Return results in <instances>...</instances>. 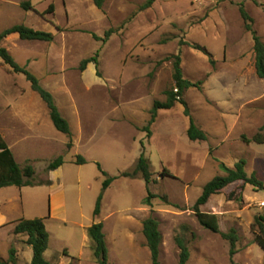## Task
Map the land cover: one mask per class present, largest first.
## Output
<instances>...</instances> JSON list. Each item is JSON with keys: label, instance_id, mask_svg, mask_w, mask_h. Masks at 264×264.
Here are the masks:
<instances>
[{"label": "rangeland", "instance_id": "rangeland-1", "mask_svg": "<svg viewBox=\"0 0 264 264\" xmlns=\"http://www.w3.org/2000/svg\"><path fill=\"white\" fill-rule=\"evenodd\" d=\"M23 1L26 0H0V33L16 24H25L52 33L54 41L5 39L0 46L21 65L25 58L30 59L27 68L43 86L47 84L49 69L65 68L66 75L73 76L75 69L81 72L83 59L99 52L98 70L91 63L84 74V82L92 89L75 92L82 113L89 109L90 115L95 116V129L90 137L84 141L76 136L72 150H67L58 139L54 140L52 149H39L40 158L31 163L36 185L21 192L13 187L3 193L11 199L22 196L26 219L43 218L47 214L49 193L63 194L65 206L46 225L49 242L54 250L59 245H67L73 252L82 250V256L67 257L64 250L47 258L56 264H97L90 247L82 246L86 245L84 227L103 222L108 264H152L143 221L153 217L159 221L162 235L161 264H179L177 237L189 247L188 264H231L229 242L220 233L203 228L193 207L205 184L216 175L225 174L221 164L232 168L237 161L245 159L248 175L255 172L264 182V145L247 144L239 137V131L252 137L264 126V79L256 73L254 41L244 27L239 4H244L254 20V29L264 41V0H257L260 5L253 0H157L144 11L140 7L147 0H105L103 9L96 7L94 0H30L34 9L29 11L20 6ZM50 5L54 9L52 13L48 12ZM110 28L115 33L107 43L93 38V34L104 37ZM193 44L211 53L215 64L203 51L194 49ZM177 55L181 56L186 79L204 82L212 74L219 75L223 84L230 83L236 101L248 102L243 114L251 119L224 144L218 145L214 139L193 142L186 132L184 136L169 134L161 129L164 116L151 139L146 138V132L136 130L145 126L136 125V102L140 100L136 86L143 95L142 106L149 104L151 96L153 102L163 98L174 83L173 63ZM244 63V71L238 72ZM226 67L229 71H223ZM25 89H31L26 77L12 72L0 58V106L14 105L18 92ZM209 104L214 103L209 101ZM117 106L122 111L119 121L114 120ZM183 112L184 107L178 104L173 115L187 129L189 119ZM200 113L204 115L208 111ZM108 115L115 123L108 121ZM142 143L153 174L149 184L150 192L155 195L152 206L145 204L148 191L141 175L122 176L134 170L143 151ZM60 155L64 156L65 164L58 180L50 176L55 181L53 187L39 184L46 182L47 165ZM77 155L83 156L87 163L72 162ZM18 160L22 162L23 158L18 155ZM97 163L110 176L118 178L106 190L101 215L95 218L96 201L104 181ZM164 169L172 176H163ZM263 202L264 190L239 182L214 194L200 207L203 212L217 215L221 232L237 229L236 264H264V251L255 243L252 228L255 218L264 215ZM16 208L13 204L2 206L8 209L11 218H18L24 212ZM22 237L24 240L19 242L24 244L21 246L25 251L18 264H30L27 237ZM7 240L6 232L0 230V245Z\"/></svg>", "mask_w": 264, "mask_h": 264}, {"label": "trees", "instance_id": "trees-1", "mask_svg": "<svg viewBox=\"0 0 264 264\" xmlns=\"http://www.w3.org/2000/svg\"><path fill=\"white\" fill-rule=\"evenodd\" d=\"M157 0H147L141 7L140 10L144 11L153 6ZM257 5L260 3L257 0H253ZM105 0H94V4L99 9H103ZM20 6L26 10H33L34 7L30 0L23 1ZM54 11L53 5H50L48 12L52 13ZM239 12L244 22V27L247 32L252 34L254 41V54H255V69L259 78L264 79V41L259 36L257 31L253 27L254 20L251 15L246 10L243 3L239 4ZM115 33V29L110 28L105 32L104 37H99L93 34V38L97 41H101L103 44L107 43L112 34ZM16 37L20 40L26 41H42V42H52L54 40V35L50 32L36 30L25 24H16L0 33V43L9 38ZM194 49L203 51L210 57L212 64L215 61L212 58L211 53H209L204 47L199 44L191 45ZM98 54L95 56L83 59L80 64L81 71H84L90 63H94L98 70L99 61ZM0 58L2 64L7 65L10 70L17 74H23L26 79L30 82L33 91L38 93L40 98L46 104L52 122L56 129L69 137V142L67 144L68 150L73 147L72 139V129L69 121L60 112L53 94L42 86L38 77L33 74L27 66L20 65L14 57L9 53V51L0 46ZM182 59L180 55L175 57L173 63V85L167 89L164 94L166 99L164 101L155 100L153 106L150 110V119L146 126L142 128L144 132L147 133V138L152 136L151 127L155 124L158 113L160 110H170L174 108L177 103H180L184 107V115L189 119V127L187 130V135L191 141H207L208 135L206 131L202 130L195 122L188 103L184 100L183 95L186 91L191 88H201L203 82H193L184 77L183 69L181 67ZM175 89H178L175 92ZM264 126L260 128L254 136L248 137L242 135L241 139L244 143H256L264 145ZM143 151L141 152L137 164L132 172L122 173L123 177H136L138 174L141 175L142 179L146 183L148 196L145 199V204L152 206L151 200L155 197L153 193L149 190V184L152 182V172L150 167V161L146 157L145 146L142 143ZM65 163L63 155L58 156L52 162L49 163L47 171H54L61 167ZM76 164L82 165L86 164L87 160L81 156L77 155ZM247 161L245 159H240L235 163V165L230 168L221 164V169L224 171V175H216L203 187L202 193L197 199L193 210L197 216V219L201 226L213 233H220L223 239L227 240L230 244L229 254L231 264H236L234 257L238 252L237 243L239 241V236L237 229L232 228L228 232H221L218 222V217L216 214L206 213L201 211V206L207 204L210 197L214 194L221 192L223 189L230 185L242 182L244 185H251L257 190H264V182L260 180L256 173L253 172L248 175L246 171ZM97 166L104 177L102 191L99 194L96 206L94 210V217L97 218L101 215L102 201L106 190L110 185L118 178V176H110L106 171H104L99 163ZM163 176H172L168 169H164L162 172ZM35 176V170L31 164H26L21 166L15 159L14 154L11 149L7 146L4 141L1 131H0V188L15 186L18 188L35 186L33 179ZM48 217H40L33 219H19L14 228L15 235H26L25 244L30 246L33 250V257L31 264H56L51 262L45 257V253L49 248L50 235L47 231L45 220ZM159 221L153 217H149L143 221V234L147 241V246L151 254L152 264L160 263V246L162 235L159 230ZM253 234L255 243L264 251V215H259L255 218L253 224ZM87 234L92 242L90 249L93 252V256L97 264H108L109 262V252L106 243V235L104 233V223L94 222L88 229ZM177 245L180 250L179 264H188L190 259V250L186 243L179 237L176 238ZM67 254V252H65ZM0 264H18L17 249L14 246L9 248L8 259H0Z\"/></svg>", "mask_w": 264, "mask_h": 264}, {"label": "crops", "instance_id": "crops-1", "mask_svg": "<svg viewBox=\"0 0 264 264\" xmlns=\"http://www.w3.org/2000/svg\"><path fill=\"white\" fill-rule=\"evenodd\" d=\"M7 39L19 38L9 37ZM253 56L255 67V54ZM224 62L227 61L224 60ZM29 65H31L30 59L25 58L22 66L28 67ZM87 68L81 72L75 69L73 72V76H67L65 68L64 70L60 71H55L51 68L49 69L50 71H48L49 76L46 82V86L42 85L53 94L60 112L70 123L73 134L72 149L75 148L76 136L80 140L85 141L88 139V137H90L93 130L95 129V116L90 115L92 110L88 109L85 113H82V111L77 105V100L75 97V92L79 90L90 91L92 89L91 85H86V83L84 82V74ZM228 68L229 67L224 68L223 71H229ZM244 69L245 63L240 68H238L237 71L242 72L244 71ZM95 79L99 83L101 82V79L96 76V73ZM101 86L103 85L101 84ZM230 88L231 85L228 81L223 84L220 81L219 75L212 74L208 79L203 82V84L201 85V89L191 88L186 91L183 95L184 100L189 105L191 114L196 124L202 130L206 131L208 135V140L214 139L216 143H219L218 145L224 144L226 140L233 137L235 133H237V131L245 128L244 123L251 119L250 115L243 114L245 111V106L248 102L236 101V95L234 93H231ZM192 91L195 93L190 95V92ZM36 94L38 95V93L33 91L32 88L29 90L25 89L22 93L18 92V96L14 102V105L5 104L0 106V131L2 137L6 142L7 146L11 149L12 153L14 154L16 161L21 166L26 165L28 163L31 164L36 162L40 158V155H38V153H40L39 149H52L55 145L54 140L58 139L59 141H61L62 145H65V148L68 150L67 144L69 142V137L56 129L52 122L46 104L43 102L40 96L38 95L39 97H37ZM136 95L137 98L140 99L136 102V125H138L139 127H143L144 125H147L150 119V110L153 106V97L151 96L148 105L142 106L141 104L143 102V95L140 94L137 86ZM188 95L191 96V99L188 98ZM164 99H166V96L160 98V100L163 101ZM209 101L214 104L210 105ZM178 104L180 103H177L174 108L170 110L159 111L157 120L151 129L152 136L150 138H147L146 136L147 139H151L153 137V130L159 124V121L162 116H164L163 121L160 122L162 124V130L167 131L169 134H178L180 136L182 133L184 136L185 132L187 134L188 128L185 129V125L182 124V121H180L177 116L173 115V110H175ZM201 110L208 111V114H201ZM121 112L122 111H120L119 107L117 106L116 117L114 119L115 121H119L118 118H121L120 116H122ZM107 118L110 123H115V121L110 119L109 115L107 116ZM136 130L143 131L137 128ZM242 135L244 134L239 131V137ZM18 155L23 158L22 162L18 160ZM75 160L73 159V161H71L75 162ZM64 164L54 171L47 172L46 182L39 184L48 185L52 188L55 181L51 178L53 177L58 180V174L61 170H63ZM13 187L15 186L0 188V230H4L8 237L6 244L4 243V245H0V259L3 260L8 259V252L11 245H20L16 247L18 260L22 258V255L25 251L24 248L21 246L24 244H22V242H19L21 239L24 240L22 235L14 234L16 222L19 219H26L27 217L25 214V209L21 207L22 196H19L17 199H11L5 194H3L5 190L11 189ZM23 188L28 187H22L18 189L21 192ZM15 201L17 202V204H14ZM48 202L49 208L47 207V214L43 216H48V219L45 221L46 225L48 221L57 218V211L65 206L64 196L60 192L49 193ZM9 204L16 205V209L24 212L20 214L18 218H11L9 216L8 209H2L3 205L9 206ZM90 226L84 227V240L86 243V245H82L84 248H88V246L90 247V242H88L89 237L87 234V229ZM52 246L53 245H51V242H49V248L45 253L46 258H50L54 253H62L64 250H67L68 252V254L66 255L67 257L81 258L82 256V250H80L79 253L73 252L67 245H59V247L54 250ZM26 253L28 262L31 264L33 255L30 257V247L28 245L26 247ZM29 259L31 260L29 261Z\"/></svg>", "mask_w": 264, "mask_h": 264}, {"label": "built area", "instance_id": "built-area-1", "mask_svg": "<svg viewBox=\"0 0 264 264\" xmlns=\"http://www.w3.org/2000/svg\"><path fill=\"white\" fill-rule=\"evenodd\" d=\"M178 91V89H175V92H177ZM263 204H264V202H263Z\"/></svg>", "mask_w": 264, "mask_h": 264}]
</instances>
